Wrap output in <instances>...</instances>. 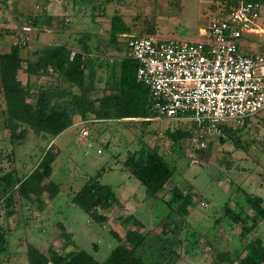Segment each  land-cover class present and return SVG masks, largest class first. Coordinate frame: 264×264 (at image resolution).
I'll use <instances>...</instances> for the list:
<instances>
[{
	"label": "rangeland",
	"instance_id": "obj_1",
	"mask_svg": "<svg viewBox=\"0 0 264 264\" xmlns=\"http://www.w3.org/2000/svg\"><path fill=\"white\" fill-rule=\"evenodd\" d=\"M217 1L119 0L105 5L104 14L100 10L94 11L98 15L90 23L89 9L75 5L71 0H5L6 6L0 5V27L3 33L5 30L12 33L3 34L0 51L8 50L9 45L16 41V33H20V30L28 38L20 49L24 59L38 45L59 42L65 37V41L74 47L75 38L82 31L93 33L99 46H106L108 20L115 11L131 27L133 35L151 26L155 30L154 37L180 42L200 41L202 39L198 29L205 27L209 19L220 12L219 6L209 7L217 4ZM261 11L262 18L263 6ZM36 15H40L41 19L49 16L51 27L40 26L38 29L29 26L26 18ZM23 27L25 28L22 29ZM124 39V36L118 37L120 42ZM249 50L255 53L256 47L250 46ZM107 52L111 56L114 53L110 49ZM24 68L23 61L21 69L17 71L20 81L26 80ZM99 71L102 77L106 76L103 70ZM35 78L30 76V82ZM149 122L145 125L141 120L134 119L116 126L110 123L107 128L105 123L92 124L88 135L83 138L79 137L82 128L80 123L63 130L55 138V145L59 150L57 153L52 152L50 175L59 184L60 193L50 201L49 198L46 199L47 193L43 192L40 199H37L38 202L31 205L24 203L21 206L14 195L15 213L7 219L4 218V207L0 204V227L3 229L6 248L5 255L0 257V264H26L25 250L28 243L41 251L50 246L58 253L83 249L97 260H102L115 244L108 234L109 229L121 237L123 244H126L123 238L126 229L141 233L151 228L157 230L153 222L161 209L152 199H144L138 181L123 170L121 165L126 152L141 144L155 149L174 168L173 174L163 185L161 194L164 197H168L173 186L182 192L193 194L192 200L195 203L186 218L188 227L197 225L204 232L221 215L223 202L227 198L230 200L229 205L233 206L236 186L246 193L260 196L264 207V110L227 134H222L217 128L202 129L201 140L204 146L195 151L190 149L195 130L191 129L190 120L155 118ZM165 130H189L192 135L173 142L166 136ZM5 138L6 131L0 130L2 171L17 168L19 173H23L33 167L40 147L45 145L43 140L39 141L31 133L16 147L10 145ZM11 150L14 151L13 154L10 153ZM101 167L105 171L101 172L99 182L111 187L119 205L106 213L107 220L103 225H97L81 209L69 205L67 199L86 176L93 175ZM41 198L42 203L39 204ZM243 210L249 216L253 214L247 206ZM128 215H133L136 222L128 225L122 223ZM56 221L62 223V228ZM219 223L214 231L207 234V240L212 246L204 238H200L187 254L181 252V257L175 264H214L217 260L214 248L231 253L237 251L239 243L243 241L238 237L240 223L237 220H233L232 224L224 221ZM253 236H259L264 241L263 220H258L248 238ZM242 254L241 251L240 255Z\"/></svg>",
	"mask_w": 264,
	"mask_h": 264
},
{
	"label": "trees",
	"instance_id": "obj_2",
	"mask_svg": "<svg viewBox=\"0 0 264 264\" xmlns=\"http://www.w3.org/2000/svg\"><path fill=\"white\" fill-rule=\"evenodd\" d=\"M118 1L71 0L73 4L89 9L90 23L98 15L94 11L100 10L104 14L105 5ZM249 1H256L262 6L264 4V0ZM217 3L212 4L220 7L217 15L224 16L235 6L236 0H218ZM0 5L5 7V0H0ZM212 5L209 7L213 8ZM40 17H27L26 23L33 28L51 27L49 16L43 19ZM106 31V46L100 47L93 33L82 31L75 38L74 47L65 41V37L59 42L38 45L24 59L20 49L28 38L20 30V33H16V41L9 45L8 50L0 51V130L6 131L4 140L16 147L31 133L39 141L45 142L40 147L34 166L23 173H19L17 168L7 171L0 168V204L4 207L5 219L15 213L14 195L21 206L24 203L31 205L38 202L37 199H40L43 192L47 193L46 199L49 198L50 201L60 193L59 184L50 175L52 152L57 153L59 150L55 145V138L63 130L80 123L82 128H87L88 135L92 124L105 123L107 128L110 123L116 126L139 119L142 124L148 125L150 120L158 118L148 88L136 78L138 63L130 56L127 44L130 39L153 35L155 30L148 26L133 35L131 27L115 11L109 17ZM4 33L12 31L5 30ZM4 33L0 27V42ZM119 36L125 37L123 42L118 40ZM109 49L114 52L112 56L107 52ZM23 61L26 80L20 81L17 71L21 69ZM99 70H103L106 76L102 77ZM30 76H35V80L30 82ZM260 112L246 117L240 126L229 125L227 128L226 124L220 123L216 128L222 134H227L231 129H237L248 120L251 121ZM195 127L193 122L191 129ZM164 133L173 142L192 135L189 130H165ZM220 141H223L222 138ZM10 153L13 154L14 151L11 150ZM121 165L123 170L138 181L144 199H152L161 209L153 222L157 230L151 228L141 233L126 229L123 236L126 244H123L121 237L109 229L108 234L115 244L102 260H97L83 249L58 253L50 246L41 251L28 243L25 250L26 264H175L180 259L181 252L187 254L200 238H204L210 246L207 234L214 231L220 221L230 224L233 220L240 223L238 237L243 241L233 253L218 251L213 247L217 259L214 264H264V241L259 236L248 238L258 220L264 221V207L260 196L246 193L236 186L233 206L229 205L230 200L227 198L223 202L221 215L201 232L197 225L188 227L186 222L195 203L192 193L182 192L173 186L168 197L161 194L163 185L173 174L174 168L155 149L141 144L132 151L128 150ZM104 171L101 167L93 175L86 176L67 199L69 205L81 209L97 225H103L107 220L106 213L119 205L111 187L99 182L100 174ZM245 206L251 209L252 215L244 212ZM130 222H136L133 215L122 220L125 225ZM56 223L62 228L60 221ZM71 244L75 246L73 242ZM5 250V238L0 227V257L5 255Z\"/></svg>",
	"mask_w": 264,
	"mask_h": 264
},
{
	"label": "built area",
	"instance_id": "obj_3",
	"mask_svg": "<svg viewBox=\"0 0 264 264\" xmlns=\"http://www.w3.org/2000/svg\"><path fill=\"white\" fill-rule=\"evenodd\" d=\"M261 8L256 1L236 0L226 15L211 17L200 29V41L154 35L128 40L136 78L148 88L156 116L195 122L191 151L204 146L202 129L240 126L264 109V53L240 49L243 34L264 36ZM86 130L80 129V138Z\"/></svg>",
	"mask_w": 264,
	"mask_h": 264
},
{
	"label": "crops",
	"instance_id": "obj_4",
	"mask_svg": "<svg viewBox=\"0 0 264 264\" xmlns=\"http://www.w3.org/2000/svg\"><path fill=\"white\" fill-rule=\"evenodd\" d=\"M263 7H264V4H263ZM258 23L264 29V13L262 15V18L260 16ZM201 28H203V27H200L198 29L199 32H200ZM250 46L256 47L255 52L264 53V36L262 35V33H257V34L250 33V34H243L241 36V38H240V49H241V51L245 52V53H251V51L249 50ZM86 147L88 148L87 145H85V148Z\"/></svg>",
	"mask_w": 264,
	"mask_h": 264
}]
</instances>
